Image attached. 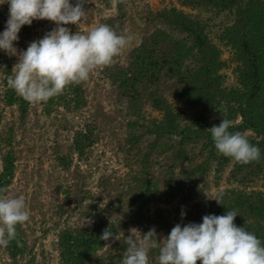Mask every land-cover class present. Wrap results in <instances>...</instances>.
Segmentation results:
<instances>
[{"label":"trees","instance_id":"trees-1","mask_svg":"<svg viewBox=\"0 0 264 264\" xmlns=\"http://www.w3.org/2000/svg\"><path fill=\"white\" fill-rule=\"evenodd\" d=\"M97 5L110 11L100 16L98 25L125 35L127 2L97 0ZM147 16L151 29L142 34L124 63H118L120 52L104 68L114 102L124 105L129 115L122 141L117 142L127 171L113 177L102 174L95 201L114 197L108 209L118 213L63 227L56 242L59 264H120L131 226L140 227L142 233L155 227L159 240L177 223L199 224L203 216H219L227 210H236L234 223L264 242V0H174L156 11L148 10ZM63 26L73 34L77 29V25ZM16 62L15 56L0 50V188L8 190L16 152L13 127L4 123L5 113L17 109L18 124L23 126L31 106L7 87ZM41 103L47 116L59 108L80 115L89 103L86 81L69 85L62 94ZM146 107L158 116H147ZM213 113L216 116L209 118ZM222 118L232 121L230 132L251 131L245 136L260 148L259 162L242 165L217 153L208 128ZM102 129L101 121H84L67 137L64 151L59 144L54 146L63 171L70 170L73 157L83 161L92 154ZM211 188L217 189L214 197L223 194L226 207L214 199L195 200ZM153 202L173 206L146 214ZM108 227L118 233V240L99 239ZM16 230V240L3 246L9 264H30L34 255L23 224ZM154 255L155 251L150 252L149 260Z\"/></svg>","mask_w":264,"mask_h":264},{"label":"clouds","instance_id":"clouds-1","mask_svg":"<svg viewBox=\"0 0 264 264\" xmlns=\"http://www.w3.org/2000/svg\"><path fill=\"white\" fill-rule=\"evenodd\" d=\"M9 5L5 30L0 34V50L15 56L7 87L29 103L47 102L62 94L72 84L89 79L98 68L110 66L113 58L129 42L130 37L118 34L110 26L101 24L86 34L72 33L63 25H77L85 16L88 0H4ZM34 20H48L55 27L43 38L29 43L18 51L14 42L22 26ZM232 121L222 118L218 125L208 128L218 154L239 164L259 162L261 150L249 143L240 132H230ZM0 188V246L7 247L16 240L18 224L29 220L23 197L6 195ZM214 199L223 205V194ZM226 207V206H225ZM185 212L181 211L183 218ZM236 210L223 215L208 214L202 223H177L170 233L158 240L155 227L146 233L133 227L124 238L125 250L120 264H149V253L156 252L152 264H264V242L254 233L234 223ZM99 239L118 240V233L103 230ZM19 244V241H17Z\"/></svg>","mask_w":264,"mask_h":264},{"label":"rangeland","instance_id":"rangeland-1","mask_svg":"<svg viewBox=\"0 0 264 264\" xmlns=\"http://www.w3.org/2000/svg\"><path fill=\"white\" fill-rule=\"evenodd\" d=\"M72 1L76 3V0ZM124 1L128 5L125 36L130 37V40L121 50L118 63H124L126 56L138 44L142 34L151 29L148 10L156 11L168 6L174 0ZM3 2L4 0H0L2 31L5 30L9 14V5ZM84 8L86 16L77 24L74 33H88L99 26L97 22L100 16L110 14V11L98 7L97 0H88ZM55 26L54 22L48 20H34L31 25L22 26L18 33L19 39L14 42V46L18 51L26 50L30 42L43 38L45 33ZM223 56L227 57V53ZM104 68H98L90 73L86 81L89 103L80 115L74 116L59 108V112L55 111L56 113L47 116L43 113L44 107L41 102L31 103L26 124L19 126V111L6 110L4 123L13 127L12 148L16 152L14 176L7 195L23 197L25 200L29 220L23 224V227L34 255V261L30 264H59L56 242L59 231L66 225L86 224L91 218H113L118 213L116 210L108 209V204L115 203L114 197H103L95 201L100 190L97 183L102 174H110L113 177L123 175L127 171L117 142L122 141V129L129 115L124 105L114 102V89L105 80ZM224 72L231 75L229 69H225ZM180 107L186 112L189 111L182 105ZM145 110L147 116H158L148 107ZM213 116L216 114H208L209 118ZM93 120L102 122L103 129L100 132L102 138L87 159L77 161L73 157L70 170L63 171L55 158L54 146L59 144V149L64 151L70 133L79 128L84 121ZM248 134H251V131L247 130L244 133V135ZM7 149L8 147L4 150ZM1 164L0 159V168ZM225 184L222 182L221 187ZM88 192L94 197H89ZM216 192V188H211L205 194L198 195L195 200H212L207 196L214 197ZM60 206L64 207L65 212H62ZM172 206V204L153 202L147 206L145 213L151 215L157 208L169 210ZM67 215L69 218L66 220ZM133 227L143 232L138 226L130 228ZM102 255L104 256L103 253ZM0 264H9L3 246H0ZM149 264H152L151 260Z\"/></svg>","mask_w":264,"mask_h":264}]
</instances>
